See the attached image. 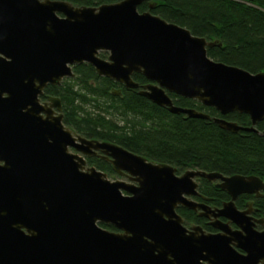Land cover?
I'll list each match as a JSON object with an SVG mask.
<instances>
[{
	"label": "water",
	"instance_id": "95a60500",
	"mask_svg": "<svg viewBox=\"0 0 264 264\" xmlns=\"http://www.w3.org/2000/svg\"><path fill=\"white\" fill-rule=\"evenodd\" d=\"M144 1L78 6L68 0H0V264L264 260V231L254 229L252 203L246 210L236 204L242 194L263 195L262 178L200 169L177 174L171 164L74 132L64 123L59 97L42 101L49 84L75 77L74 66L88 63L127 89L139 88L133 76L143 75L148 83L139 93L172 113L211 118L174 104L169 93L251 119L244 127L214 117L226 130L258 131L264 72L212 59L208 48L216 42L151 10L139 11ZM99 152L129 181H112L107 172L87 167L85 157ZM200 178L218 181L230 200L213 209L195 200ZM179 207L213 217L210 223L220 231L188 228Z\"/></svg>",
	"mask_w": 264,
	"mask_h": 264
},
{
	"label": "trees",
	"instance_id": "16d2710c",
	"mask_svg": "<svg viewBox=\"0 0 264 264\" xmlns=\"http://www.w3.org/2000/svg\"><path fill=\"white\" fill-rule=\"evenodd\" d=\"M68 1L78 6H99L122 0ZM147 10L216 42L208 48L212 59L251 73L264 72V0H145L139 11ZM100 55L108 56L107 52ZM74 72L75 77L65 78L59 85L49 84L42 96V100L49 96L60 98L64 123L74 132L119 144L156 163L171 164L178 172L200 169L226 176L255 175L264 180V119L258 123V131L235 133L220 127L214 117L249 127L251 119L247 114L222 115L198 100L170 93L174 104L198 109L211 118L175 114L141 95L138 88L127 89L124 84L99 76L91 64L76 65ZM133 78L141 88L148 83L141 74ZM89 164L108 174L115 173L112 165L102 159H90ZM198 181L201 193L214 205H223L230 199L218 184L204 178ZM245 198L255 200L264 215V196L244 194L237 202L239 207L246 205ZM178 212L185 224L211 229L197 212L184 207H179ZM102 226L117 230L112 225Z\"/></svg>",
	"mask_w": 264,
	"mask_h": 264
},
{
	"label": "flooded vegetation",
	"instance_id": "af4514ba",
	"mask_svg": "<svg viewBox=\"0 0 264 264\" xmlns=\"http://www.w3.org/2000/svg\"><path fill=\"white\" fill-rule=\"evenodd\" d=\"M138 89L140 90L141 87L138 88ZM169 95H170V93H169ZM49 97H50V96H49ZM42 101H43V102H46V101H47V98L43 99ZM84 137H85V136H84ZM86 138H87V137H86ZM72 151H74V150H72ZM100 154H101V153L99 152V154H97V155L86 156L85 158H86V160H87V164H89L90 159H102V158L100 157ZM102 160L105 161V159H102ZM106 162H108V161H106ZM108 163H109V162H108ZM110 164H111V163H110ZM179 173H181V172H178L177 174H179ZM121 177H124V176H121ZM125 178H126V177H125ZM198 182H199V181H198ZM208 182H209V183H213V184H219L218 181H208ZM199 187H200V184H199ZM199 192L201 193L200 189H199ZM261 194H263V195H258V194H256V193H253V194H246V195H248V196H253V197H255V198H262V197L264 196V191H262ZM242 195H244V194H242ZM242 195H240L239 198H240ZM239 198L237 199L236 204H237ZM194 199L197 200V201H199L200 203H205V204H207L209 207H211V209L216 208V207H221V206H222V205H220V206L214 205V204L212 203V201H210V199H209L208 197L204 196L202 193H201V195L195 197ZM229 200H230V199H229ZM245 200L247 201V202H246V205H245L244 207H239L238 204H237L238 208H239L240 210H246V209L248 208L247 203H250V202H251V203H252V207H251V208L253 209V212L251 213V216L253 217L252 221H253L254 224H255V225H254V229H255L256 231H258V232L264 231V215H263V213L259 211V207L256 206L255 200H253V199H249V198H245ZM197 213H198V212H197ZM198 215H199V213H198ZM200 217H201V216H200ZM201 218L204 219V223H205V224H208L209 226H211V229L203 228V229L206 231V233H218V232L220 231L219 229H217V228H215V227H213V226L211 225L210 222H211V220H213V217H212V218L201 217ZM219 219H220L222 222H224V223H225V222H228V218H226V217H224V216H220ZM199 225H200V224H199ZM201 226H202V225H201ZM230 227H231L232 230L238 229V226H237L235 223H233V222H230ZM112 231H113V230H112ZM116 231H118V230H116ZM239 250H240L241 252H244L242 249H239ZM258 264H264V260H260Z\"/></svg>",
	"mask_w": 264,
	"mask_h": 264
},
{
	"label": "rangeland",
	"instance_id": "374dc122",
	"mask_svg": "<svg viewBox=\"0 0 264 264\" xmlns=\"http://www.w3.org/2000/svg\"><path fill=\"white\" fill-rule=\"evenodd\" d=\"M91 166H94V165H90V164H87V167H91ZM183 172L179 173V174H182ZM108 178L112 181L114 180H117V179H122V180H126V181H129L127 178L125 177H121L119 176L118 174L114 173V174H108ZM188 228H190L191 225H188V224H185Z\"/></svg>",
	"mask_w": 264,
	"mask_h": 264
}]
</instances>
